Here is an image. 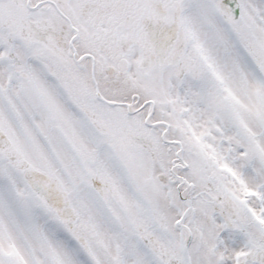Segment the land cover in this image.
<instances>
[{
  "label": "snow or ice",
  "instance_id": "obj_1",
  "mask_svg": "<svg viewBox=\"0 0 264 264\" xmlns=\"http://www.w3.org/2000/svg\"><path fill=\"white\" fill-rule=\"evenodd\" d=\"M0 264H264V0H0Z\"/></svg>",
  "mask_w": 264,
  "mask_h": 264
}]
</instances>
